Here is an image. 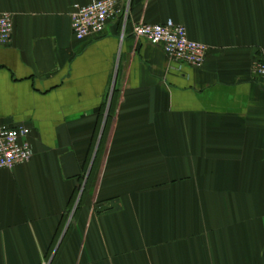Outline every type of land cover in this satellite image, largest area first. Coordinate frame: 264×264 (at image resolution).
Returning a JSON list of instances; mask_svg holds the SVG:
<instances>
[{
	"label": "crops",
	"instance_id": "0c3cea01",
	"mask_svg": "<svg viewBox=\"0 0 264 264\" xmlns=\"http://www.w3.org/2000/svg\"><path fill=\"white\" fill-rule=\"evenodd\" d=\"M93 1L0 0V125L34 151L0 169V264H264V0H124L78 40ZM170 19L203 66L132 32Z\"/></svg>",
	"mask_w": 264,
	"mask_h": 264
},
{
	"label": "built area",
	"instance_id": "2783aa9c",
	"mask_svg": "<svg viewBox=\"0 0 264 264\" xmlns=\"http://www.w3.org/2000/svg\"><path fill=\"white\" fill-rule=\"evenodd\" d=\"M130 5L124 0H96L89 4L75 3L70 11L72 29L78 40L101 34L108 22L116 16L128 18ZM133 34L154 45H162L170 59L183 61L196 67L204 65L208 46L191 39L184 25L168 20L165 23H136ZM14 16L0 11V46L13 40ZM253 72L264 79V58L254 61ZM31 129L26 124L0 125V169H13L26 163L34 151L30 142Z\"/></svg>",
	"mask_w": 264,
	"mask_h": 264
},
{
	"label": "rangeland",
	"instance_id": "374dc122",
	"mask_svg": "<svg viewBox=\"0 0 264 264\" xmlns=\"http://www.w3.org/2000/svg\"><path fill=\"white\" fill-rule=\"evenodd\" d=\"M86 184H87V181L84 179V181L81 182V185L78 191L76 192V195L72 201V207L75 205L78 206L82 202V197L87 187ZM45 264H48V263L46 262Z\"/></svg>",
	"mask_w": 264,
	"mask_h": 264
}]
</instances>
